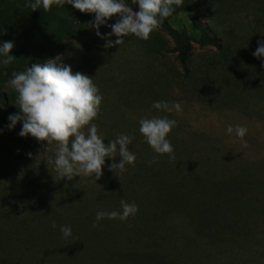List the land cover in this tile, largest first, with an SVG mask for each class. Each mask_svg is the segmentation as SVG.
Listing matches in <instances>:
<instances>
[{"label":"rangeland","instance_id":"374dc122","mask_svg":"<svg viewBox=\"0 0 264 264\" xmlns=\"http://www.w3.org/2000/svg\"><path fill=\"white\" fill-rule=\"evenodd\" d=\"M27 2L0 0V44L14 42L9 55L15 58L6 67L0 64V264H88L87 251L96 263L95 247L101 243L91 241L96 213L121 211V199L135 203L138 211L126 221L103 219V226L112 225L103 242L106 264H264V58L253 56L264 40V0H217L220 17L213 31L204 17L205 0H184L148 40L125 37V44L112 48L104 47L105 40L88 23L94 14L77 23L61 15L68 4L31 11ZM126 3L138 11L132 0ZM197 21L208 35L217 31L215 40L231 27L236 35L232 55L241 69L222 65L224 54L206 42ZM107 25L99 28L102 36L111 31ZM174 33H184L187 42ZM178 42L188 45L195 67L189 80L179 78ZM55 58L93 78L103 100L92 123L105 144L120 134L133 138L128 148L136 156L134 166L110 172L109 164L120 157L106 158L99 180H60L50 162L55 142L45 152L46 143L19 136L22 122L9 130V115L19 111L9 100H16L12 72ZM157 101L179 102L182 111L156 110ZM152 116L177 121L166 137L174 161L154 153L139 132V120ZM238 124L248 128L243 140L227 132ZM172 173L185 183V192L212 201L177 206L189 219L170 213L162 227L172 237L176 233L177 249H200L197 254L177 255L159 218L149 216L156 199L150 178ZM59 226H70L74 234L64 239ZM183 240H188L184 246ZM78 246L86 248L79 259L74 257Z\"/></svg>","mask_w":264,"mask_h":264},{"label":"clouds","instance_id":"9594fccd","mask_svg":"<svg viewBox=\"0 0 264 264\" xmlns=\"http://www.w3.org/2000/svg\"><path fill=\"white\" fill-rule=\"evenodd\" d=\"M54 4L60 7L68 4L81 13L94 14L95 18L90 26L96 30L99 38L105 40L104 47L112 48L125 44V37L135 36L148 40L150 34L159 29L176 8L183 7L184 0H132V5L137 6L138 11H134L126 0H28L25 7L36 11L42 6L45 11H49ZM112 17L117 18L116 22L107 25ZM102 25L111 28L104 36L99 31ZM113 36L116 37L114 41L111 39ZM13 47L12 41L0 44V57H3L0 64L5 67L15 60L9 55ZM253 56L257 59L264 58V40L257 42ZM11 75L9 84L16 93L15 103L19 111L9 115V130L17 122H22L19 136H31L38 142L46 143L45 152L55 142V159L50 162L54 163V170L60 180L71 181L80 176L99 180L103 175L102 168L106 158L114 160L115 157H120L119 163L109 164L110 172H123L126 165L134 166L136 156L128 148L133 138L120 134L105 144L103 137L98 134L97 124L92 123L98 117L103 100L92 77L79 71L73 72L71 66L57 62V58L42 64H32L31 67L14 71ZM152 107L167 113L182 111L179 102L170 104L167 101H157ZM176 126L177 121L167 116L144 117L139 120V132L154 153L159 156L167 154L172 161L176 159L174 148L166 137ZM227 132L235 133L236 137L243 140L248 128L239 124L235 127L229 125ZM244 147H247L246 141ZM28 155L31 158V153ZM155 162V157L149 161L150 164ZM120 205L119 212L98 211L95 218L97 223H93V228L98 226L101 219L126 221L138 211L135 203H127L121 199ZM51 227L55 229L56 223L53 222ZM60 232L64 239L72 234L69 226H60Z\"/></svg>","mask_w":264,"mask_h":264},{"label":"trees","instance_id":"16d2710c","mask_svg":"<svg viewBox=\"0 0 264 264\" xmlns=\"http://www.w3.org/2000/svg\"><path fill=\"white\" fill-rule=\"evenodd\" d=\"M205 2L208 5L209 11L208 10L204 11V13H205L204 17L208 18L209 21L211 22L209 27L213 31V29L217 25L215 22H216L217 18L220 17V14L218 12H216L217 8L215 6V2L217 4V0H205ZM211 10H213V11H211ZM61 15H69V17L73 21L78 23L81 20L83 22L85 20V18L89 17L91 14L81 13L78 10L72 8V6L70 5L69 9H64L62 11ZM91 21H92V19H89L88 23ZM70 25L74 29V26L72 25L71 22H70ZM196 25H197V29H199L202 33H204V38H205L206 42L213 45L215 48L220 50L221 53L224 54L223 59H222V62H223L222 65L223 66H227L229 64L232 65V63H234L235 66H237L239 69H241V66L236 65L235 57H233V55H232V48H231L232 46L231 45H232L233 41L235 40L236 35L233 32V30L231 29V27H228V29L225 32H222V35H223L222 40H215L213 37L216 36L217 31L213 32L211 35H208L207 29L206 28L201 29V24L198 21H197ZM80 34H82V32H80ZM83 34H84V31H83ZM84 35H86V34H84ZM174 35L178 36L181 39V41L185 40V42H187L186 35L184 33H182V34L174 33ZM86 37H88V36H86ZM181 44H182V42H180V43L178 42V47H177V52L180 56L179 62H180L181 68H182V72H181V75L179 76V78L181 80H183V79L189 80V78L193 74V69H195V67L192 66L191 58H190L191 56L187 53L188 45H185V48H182L181 46H179ZM202 75H204V74L202 73ZM204 77H205V75L203 76V78ZM137 93H139V91H137ZM9 100L11 103L15 102V100L13 98L9 99ZM171 171H173V170H171ZM148 180H149V178H148ZM150 185L154 187V188L152 187L151 189H152L153 193L156 195V199L154 201V203H155L154 206H151V208H150L149 216L153 215L154 217L159 218V224L158 225L160 226L162 232L167 236L168 246L169 247L171 246L172 250L174 249V251L177 253V255L178 254L189 255V253H193V254L199 253L200 249H196V250L188 249L186 252H183L184 251L183 248H181V250L177 249L175 247L174 241L176 239L177 240H179V239L177 238L176 233L172 237L170 235V234H172V232L171 233H169V232L165 233L164 230L162 229V227L166 223L165 221L168 218L167 216L170 213L171 214L174 213V216H177V214L178 215H184L186 218L189 219L190 215L187 212H185L184 210L177 209V206H181L182 204L193 203V202H197L200 204L211 203L212 201L209 199L204 200L205 195L203 196V198H201L199 200L197 198V195L194 194L193 192H191V193L185 192V190H184V187L186 186L185 183L180 181V179L177 178L174 173H172L171 176H167V177L157 176L153 179L150 178ZM196 187H199V185L196 184ZM185 189H186V187H185ZM203 194H206L208 196V198L214 197V195L212 193L203 192ZM196 215H198V214H196ZM82 221H83V219H82ZM91 221L93 222V220H91ZM94 221H95L94 223H96V220H94ZM111 226L112 225L103 226V219H101L99 221L97 227L93 228V226H92L91 241L96 242L95 245H97L99 242H101V243H100V245H98L99 247L98 246L95 247V250H96V248L98 250L96 263L93 261V255H94L93 253L87 251V253L84 254V255L87 254L89 256L90 261L88 264H106L107 260L104 258L107 257L108 250L105 248V245L103 242H105V236L110 231ZM170 227L172 228V226H170ZM194 229H195L196 233L199 235V237L200 236L203 238L205 237L202 234V230L200 229V227H197ZM72 234H74V231H72ZM72 234H71V236H72ZM188 240H191V239H188ZM188 240H183V243L180 245H182V246L186 245V241H188ZM77 244H80V241L76 242V245ZM78 247H79V249L77 251V255L74 257L79 259V258H81L82 254L85 252L86 248H82L81 246H78ZM0 259H1V255H0ZM71 261H73V260L71 259ZM107 264H110L109 260H108Z\"/></svg>","mask_w":264,"mask_h":264}]
</instances>
